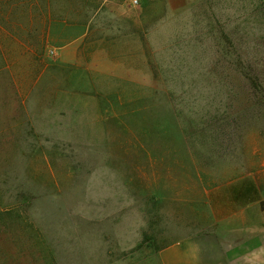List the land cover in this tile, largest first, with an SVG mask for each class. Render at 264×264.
<instances>
[{
    "label": "rangeland",
    "instance_id": "obj_1",
    "mask_svg": "<svg viewBox=\"0 0 264 264\" xmlns=\"http://www.w3.org/2000/svg\"><path fill=\"white\" fill-rule=\"evenodd\" d=\"M252 185L264 0H0V264H162Z\"/></svg>",
    "mask_w": 264,
    "mask_h": 264
},
{
    "label": "crops",
    "instance_id": "obj_2",
    "mask_svg": "<svg viewBox=\"0 0 264 264\" xmlns=\"http://www.w3.org/2000/svg\"><path fill=\"white\" fill-rule=\"evenodd\" d=\"M255 186L242 201L217 198L205 230L162 251V264H264V193Z\"/></svg>",
    "mask_w": 264,
    "mask_h": 264
}]
</instances>
